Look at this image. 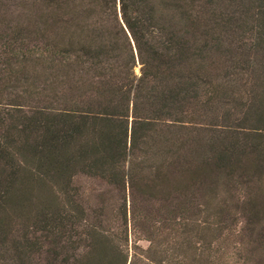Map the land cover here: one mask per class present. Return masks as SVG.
Listing matches in <instances>:
<instances>
[{"label": "trees", "instance_id": "trees-1", "mask_svg": "<svg viewBox=\"0 0 264 264\" xmlns=\"http://www.w3.org/2000/svg\"><path fill=\"white\" fill-rule=\"evenodd\" d=\"M0 264H264V0H0Z\"/></svg>", "mask_w": 264, "mask_h": 264}]
</instances>
